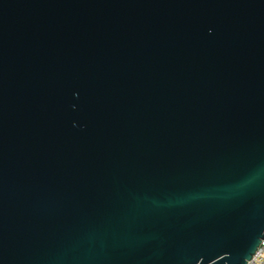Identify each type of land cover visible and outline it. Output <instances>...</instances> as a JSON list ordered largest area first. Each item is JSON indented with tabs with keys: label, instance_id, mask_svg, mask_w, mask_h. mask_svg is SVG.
Instances as JSON below:
<instances>
[{
	"label": "water",
	"instance_id": "obj_1",
	"mask_svg": "<svg viewBox=\"0 0 264 264\" xmlns=\"http://www.w3.org/2000/svg\"><path fill=\"white\" fill-rule=\"evenodd\" d=\"M263 239L264 0H0V264Z\"/></svg>",
	"mask_w": 264,
	"mask_h": 264
},
{
	"label": "built area",
	"instance_id": "obj_2",
	"mask_svg": "<svg viewBox=\"0 0 264 264\" xmlns=\"http://www.w3.org/2000/svg\"><path fill=\"white\" fill-rule=\"evenodd\" d=\"M248 264H264V239Z\"/></svg>",
	"mask_w": 264,
	"mask_h": 264
}]
</instances>
